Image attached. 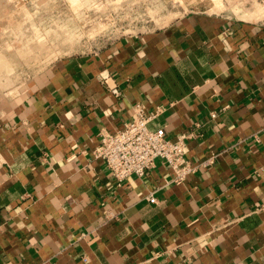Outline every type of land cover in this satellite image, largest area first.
I'll return each instance as SVG.
<instances>
[{
  "label": "crops",
  "instance_id": "crops-1",
  "mask_svg": "<svg viewBox=\"0 0 264 264\" xmlns=\"http://www.w3.org/2000/svg\"><path fill=\"white\" fill-rule=\"evenodd\" d=\"M236 5L60 58L0 95V264H264V15ZM137 102L165 108L151 126L169 137L193 133L187 180L157 160L118 182L95 157Z\"/></svg>",
  "mask_w": 264,
  "mask_h": 264
},
{
  "label": "rangeland",
  "instance_id": "rangeland-1",
  "mask_svg": "<svg viewBox=\"0 0 264 264\" xmlns=\"http://www.w3.org/2000/svg\"><path fill=\"white\" fill-rule=\"evenodd\" d=\"M221 3L244 8L229 13L264 15L261 0H0V95L14 94L60 58Z\"/></svg>",
  "mask_w": 264,
  "mask_h": 264
},
{
  "label": "built area",
  "instance_id": "built-area-1",
  "mask_svg": "<svg viewBox=\"0 0 264 264\" xmlns=\"http://www.w3.org/2000/svg\"><path fill=\"white\" fill-rule=\"evenodd\" d=\"M111 89L116 94L120 93L117 86ZM164 109L158 106L154 111H149L143 102H137L133 107L132 118L122 128L102 132L94 155L105 161L111 175L118 182L134 174L144 175L155 166L157 160H162L172 170V180L175 182L187 180L197 171L198 165L188 157V138L193 133H180L171 138L164 128L151 126ZM211 115L215 117L217 112L213 111ZM212 161L213 158H209L202 164ZM149 199L156 201L154 195Z\"/></svg>",
  "mask_w": 264,
  "mask_h": 264
}]
</instances>
